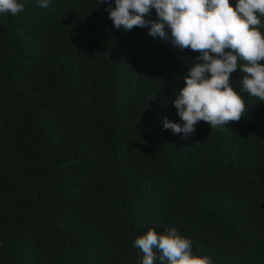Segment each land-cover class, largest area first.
Listing matches in <instances>:
<instances>
[{"label":"trees","instance_id":"obj_1","mask_svg":"<svg viewBox=\"0 0 264 264\" xmlns=\"http://www.w3.org/2000/svg\"><path fill=\"white\" fill-rule=\"evenodd\" d=\"M18 2L0 14V264H141L135 239L173 228L212 264H264V101L243 73L241 120L185 138L163 122L182 126L200 53L116 29L99 0Z\"/></svg>","mask_w":264,"mask_h":264},{"label":"clouds","instance_id":"obj_2","mask_svg":"<svg viewBox=\"0 0 264 264\" xmlns=\"http://www.w3.org/2000/svg\"><path fill=\"white\" fill-rule=\"evenodd\" d=\"M107 3L114 27L131 31L150 26L149 35L170 41L173 47L200 53L197 63L184 77L183 87L173 102L183 122H163L165 129L185 138L195 125L206 122L211 128L238 122L246 114L240 92L264 101V0H99ZM50 0H38L47 8ZM155 9L157 22L145 19ZM24 10L18 0H0V14L16 16ZM168 29L170 31H166ZM243 62V63H241ZM237 69L243 73L238 93L230 83ZM143 253L141 264H212L208 256L193 255L192 241L176 229L158 234L149 229L134 241Z\"/></svg>","mask_w":264,"mask_h":264}]
</instances>
